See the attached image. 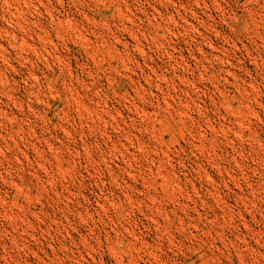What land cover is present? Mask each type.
<instances>
[{"label":"rangeland","instance_id":"obj_1","mask_svg":"<svg viewBox=\"0 0 264 264\" xmlns=\"http://www.w3.org/2000/svg\"><path fill=\"white\" fill-rule=\"evenodd\" d=\"M0 264H264V0H0Z\"/></svg>","mask_w":264,"mask_h":264}]
</instances>
